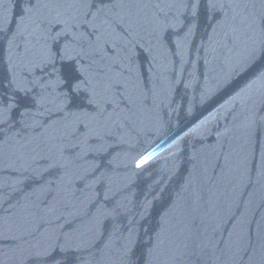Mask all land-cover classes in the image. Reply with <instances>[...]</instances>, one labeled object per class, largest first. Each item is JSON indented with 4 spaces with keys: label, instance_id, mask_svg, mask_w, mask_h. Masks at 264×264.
<instances>
[{
    "label": "water",
    "instance_id": "water-1",
    "mask_svg": "<svg viewBox=\"0 0 264 264\" xmlns=\"http://www.w3.org/2000/svg\"><path fill=\"white\" fill-rule=\"evenodd\" d=\"M0 264H264V0H0Z\"/></svg>",
    "mask_w": 264,
    "mask_h": 264
}]
</instances>
